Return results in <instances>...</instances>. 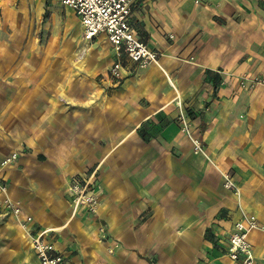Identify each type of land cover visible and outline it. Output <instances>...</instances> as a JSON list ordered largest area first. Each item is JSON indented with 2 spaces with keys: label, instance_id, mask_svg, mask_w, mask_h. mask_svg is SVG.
I'll return each instance as SVG.
<instances>
[{
  "label": "crops",
  "instance_id": "obj_1",
  "mask_svg": "<svg viewBox=\"0 0 264 264\" xmlns=\"http://www.w3.org/2000/svg\"><path fill=\"white\" fill-rule=\"evenodd\" d=\"M50 5L56 16L65 11L70 36L61 46L35 34ZM132 22L159 62L141 69L123 55L125 76L116 81L107 71L116 58L108 37L86 38L72 8L0 0L7 195L64 264H242L225 252L240 207L263 226L249 239L255 264H264V85L240 83L264 76V0H135ZM183 112L215 164L193 153L178 121ZM14 152L16 161L2 168ZM224 171L239 196L225 188ZM92 173L97 214L76 210L70 194L74 179ZM3 198L0 264H40ZM102 220L106 242L97 233Z\"/></svg>",
  "mask_w": 264,
  "mask_h": 264
},
{
  "label": "built area",
  "instance_id": "obj_2",
  "mask_svg": "<svg viewBox=\"0 0 264 264\" xmlns=\"http://www.w3.org/2000/svg\"><path fill=\"white\" fill-rule=\"evenodd\" d=\"M58 1L72 8L79 15L87 38L93 39L99 34H105L108 37L116 56L109 70L113 80L118 81L125 76L123 55H127L140 68L158 64L160 52L142 40L134 30L132 13L135 0ZM240 83L243 87L262 86L264 85V76H242ZM182 128L189 136L194 152L209 157L201 137L192 133L191 124L185 118ZM17 157L18 154L14 152L5 158L1 162L2 168L13 164ZM222 174L225 188L233 190L239 196L240 188L230 172L224 171ZM7 191L8 186L0 182V193L5 195L2 204L18 218L21 227L30 233V223L33 217L24 214L21 202L10 198ZM70 194L76 210L83 208L89 213H98L101 201L93 186V173L80 175L74 179L70 185ZM240 213V218L234 223L227 236L225 252L234 261H239L242 264H255L256 257L249 237L253 230L263 228V226L255 214L245 211L242 207H240ZM30 237L32 249L37 254L40 264H64V255L57 250L52 242L45 240L42 234L30 233Z\"/></svg>",
  "mask_w": 264,
  "mask_h": 264
},
{
  "label": "rangeland",
  "instance_id": "obj_3",
  "mask_svg": "<svg viewBox=\"0 0 264 264\" xmlns=\"http://www.w3.org/2000/svg\"><path fill=\"white\" fill-rule=\"evenodd\" d=\"M54 11H57V10H54V8L52 7V5H50V8L47 10L46 20H44L42 22V18L39 17V20L38 21L36 20L34 22V30H38L37 32H35V34H37L36 36L39 35L40 41H43V42L46 43V41H49L51 39V40L56 41L57 46H61L62 43L65 42V41H67L68 40V37L70 36V33H68L69 30L67 28L69 26H68V23H66V20H65V11L58 10V12L60 13V15H57V16H56V14H55ZM84 35H85V33H84ZM90 43H92V42H90ZM51 56H53V55H51ZM52 59L53 60L51 61V66L55 63L54 60L57 59V56L54 55V57ZM109 69H110V65L107 68V71ZM39 73H41V70H40ZM100 74H102V73H100ZM100 76L101 75H99L98 77L100 78ZM40 77H41V74L39 75V78ZM183 115L186 116L187 118H189V117L191 118L192 117L191 116L192 115L191 113H189V112H183V113H181V116L178 119V121H180V123L183 122V118H182ZM191 127H192V124H191ZM181 131L183 133H186V132L183 131L182 126H181ZM201 139L203 141V138L202 137H201ZM203 144H204V147H205V149L207 150V152L209 154V157L204 156L201 153H195L194 150H193L192 142H191V147H192L193 153L194 154L203 155L208 160L209 163L215 164V161L212 158V156L210 154V151L208 150V148L205 145L204 141H203ZM143 221H144V218L142 219V215H140L139 220H138V225L141 226V224L143 223ZM97 233H98L99 241H101V242H106L107 241V239L110 237L109 236L110 233H109V226H108V223L106 221H103V220L101 221V223L99 224V226L97 228ZM117 242L118 243H116L115 246L108 247L107 251L110 254L114 253L116 251V249L119 247V245H120L119 244L120 243L119 240Z\"/></svg>",
  "mask_w": 264,
  "mask_h": 264
}]
</instances>
